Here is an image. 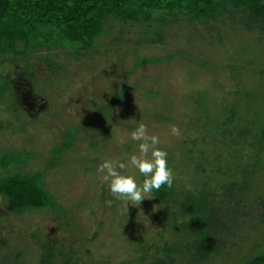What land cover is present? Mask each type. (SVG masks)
Masks as SVG:
<instances>
[{
  "label": "rangeland",
  "instance_id": "rangeland-1",
  "mask_svg": "<svg viewBox=\"0 0 264 264\" xmlns=\"http://www.w3.org/2000/svg\"><path fill=\"white\" fill-rule=\"evenodd\" d=\"M164 1L149 19L103 18L86 41L0 33V158L26 155L23 172L55 203L19 212L0 196V264H246L264 253V30L232 2L200 22ZM141 122L168 153L173 194L126 207L98 168L119 160L142 184L129 164ZM18 167L0 163V180ZM201 196L204 235L186 209Z\"/></svg>",
  "mask_w": 264,
  "mask_h": 264
},
{
  "label": "trees",
  "instance_id": "trees-1",
  "mask_svg": "<svg viewBox=\"0 0 264 264\" xmlns=\"http://www.w3.org/2000/svg\"><path fill=\"white\" fill-rule=\"evenodd\" d=\"M177 1L180 4L185 2L192 17L200 22L214 18L226 2H232L247 11L250 19L264 30V0ZM164 8V0H0V33L11 35L13 39L30 40L40 35L47 37L48 30L52 29L67 41H86V38L91 40L101 31L102 19L107 16L116 14L149 19L154 12ZM28 159L26 155L15 152L0 158V163L6 167L19 166L18 172L0 180V196L7 197L9 206L19 212L55 207L43 181L38 176L23 172ZM154 191L160 199L173 194L166 185ZM208 204L204 196L186 202V209L192 214L190 222L198 223L196 232L202 235L213 230L212 208ZM197 249L201 251L198 242ZM246 264H264V253L252 257Z\"/></svg>",
  "mask_w": 264,
  "mask_h": 264
},
{
  "label": "clouds",
  "instance_id": "clouds-1",
  "mask_svg": "<svg viewBox=\"0 0 264 264\" xmlns=\"http://www.w3.org/2000/svg\"><path fill=\"white\" fill-rule=\"evenodd\" d=\"M171 134L179 137V127L172 125ZM131 139L140 142L138 154L130 156L129 164L144 177L142 184L137 182L134 175L122 173L121 170L126 169L128 164L119 160H105L98 171L102 174L101 180L108 184L112 197L123 200L126 207L129 203L139 207L143 200L153 197V190L158 191L165 185L172 187L174 176L168 167V153L157 147L160 143L159 137L149 135L144 123H139L131 132ZM112 203L111 199L106 201L108 206ZM153 210H156L155 206Z\"/></svg>",
  "mask_w": 264,
  "mask_h": 264
}]
</instances>
